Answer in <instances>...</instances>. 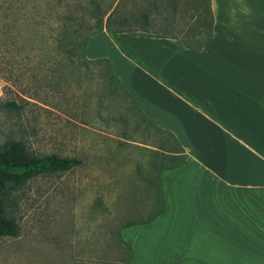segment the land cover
<instances>
[{
  "label": "rangeland",
  "instance_id": "1",
  "mask_svg": "<svg viewBox=\"0 0 264 264\" xmlns=\"http://www.w3.org/2000/svg\"><path fill=\"white\" fill-rule=\"evenodd\" d=\"M205 10L204 0H66L61 45H82L81 34L97 27L201 41ZM59 17L57 9L50 12V77L28 87L25 78L6 81L8 72L0 74V152L18 141L30 156L54 152L81 162L10 191L4 210L17 232L0 235V264H131L120 233L158 209L159 170L175 161L160 145L171 140L122 93L109 114L98 115L109 102L110 80L101 77L104 66L56 54ZM9 99L20 108L8 107Z\"/></svg>",
  "mask_w": 264,
  "mask_h": 264
},
{
  "label": "crops",
  "instance_id": "2",
  "mask_svg": "<svg viewBox=\"0 0 264 264\" xmlns=\"http://www.w3.org/2000/svg\"><path fill=\"white\" fill-rule=\"evenodd\" d=\"M209 3L200 49L105 29L86 42L183 150L160 173L165 211L121 230L132 264H264V0Z\"/></svg>",
  "mask_w": 264,
  "mask_h": 264
},
{
  "label": "trees",
  "instance_id": "3",
  "mask_svg": "<svg viewBox=\"0 0 264 264\" xmlns=\"http://www.w3.org/2000/svg\"><path fill=\"white\" fill-rule=\"evenodd\" d=\"M205 1V13L202 17V22L205 25L202 33L205 35L201 41L193 40L183 41L176 36H172L176 39L177 43L183 46H187L194 49H200L204 43L212 36V24L213 15L210 7L209 0ZM112 3V2H111ZM110 3V4H111ZM66 4V0H0V74L2 70L8 72L7 75L2 76L6 81H21L26 79L28 87L30 85H38V79L50 77V12L57 9L59 18L57 22H60L58 29L61 37H56L58 45H54L56 54H65L73 56H82L80 59L83 66H95L100 70L104 66V74L102 78H108L109 87L107 88V96L109 102L106 103L105 111H101L98 115L109 114L108 108L113 104L115 99H118L122 94L126 95L129 103L133 105L134 109L148 120L158 131L164 135L169 136L171 145L161 144L160 147L166 151L167 156L174 159V163L169 166H164L159 170V194L160 199L158 203V209L147 219L128 224L127 226L148 223L152 221L157 215L165 211V201L161 190L160 173L163 169H171L176 165L182 163L184 155L182 148L178 144V141L174 135L167 130L161 129L155 125L146 115L140 110L129 93L122 87L118 77L111 69V65L106 58L88 59L85 56V46L87 39L104 30L100 27L92 30L89 33L81 34L82 45H61L63 43V31L66 32L65 21L66 17L63 15V9ZM110 4L103 10V14L106 13ZM60 19V20H59ZM105 30L113 31H125L132 35H141L127 31L125 29H109ZM61 31V32H60ZM197 33V31H195ZM201 33L200 31L198 32ZM57 36V35H56ZM156 36H168L166 34H160ZM191 36V35H190ZM46 66H49L46 68ZM44 76V77H43ZM40 78V82H41ZM117 85V88H116ZM7 89V87H5ZM27 90V89H26ZM27 95V91H24ZM122 93V94H121ZM31 94V93H29ZM27 95L28 98L35 99L32 95ZM23 101H28L23 97ZM112 101V102H111ZM111 102V105H109ZM8 107L19 109L20 105L14 100L9 99L6 101ZM114 108L111 106V111ZM123 109V107L121 108ZM130 107L124 108V113L130 112ZM105 112V113H104ZM80 159L76 157L61 156L58 153H50L49 155L37 157L30 156L25 150L24 145L21 142H14L13 145L0 152V235L14 236L16 235V224L5 215L4 200L7 195L17 185L26 182L31 177L42 173L52 171H66L72 167L80 164ZM122 242L130 249V260L132 257V249L122 238ZM131 263V262H130ZM132 264V263H131Z\"/></svg>",
  "mask_w": 264,
  "mask_h": 264
}]
</instances>
